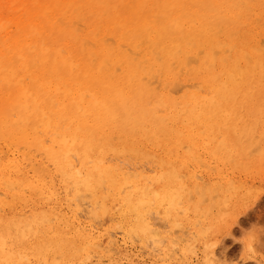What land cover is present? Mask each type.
<instances>
[{"label":"bare ground","instance_id":"1","mask_svg":"<svg viewBox=\"0 0 264 264\" xmlns=\"http://www.w3.org/2000/svg\"><path fill=\"white\" fill-rule=\"evenodd\" d=\"M262 144L264 0H0V264L222 262L189 198Z\"/></svg>","mask_w":264,"mask_h":264},{"label":"rangeland","instance_id":"2","mask_svg":"<svg viewBox=\"0 0 264 264\" xmlns=\"http://www.w3.org/2000/svg\"><path fill=\"white\" fill-rule=\"evenodd\" d=\"M262 149H264V144H262ZM252 155H254V153L250 156ZM208 157L206 158L207 161L211 162L210 166L205 168L202 165L199 166V164H196V169L201 171L202 168V171L214 176L217 174V168ZM126 159L129 163L138 162V158L135 156L127 155ZM153 162V160L150 161L151 165L154 166L155 164L156 166V163ZM222 168H224L227 173H230L231 164H226ZM189 169L193 170L192 167H189ZM232 181L233 187L236 188L234 195H238L239 198H241L240 203H234L236 197H233L230 201L227 200V203L222 205L219 198H204V200L202 197L204 200L203 202L201 198L192 195L189 198V203L190 205L198 206L197 208L202 210L199 212L201 213V217L190 215L189 220L181 222L183 223L182 226L185 229L190 228L199 233L200 238H197V242L194 244L192 243L193 245L191 247L192 251L196 252L195 255L197 254L201 258L205 245H209L211 249L217 248L214 249L217 250L216 258L219 259L220 257V259L222 258L221 261H223L220 262V260H215L212 264H264V175L261 176V172H254L246 175L234 174V179ZM197 182L202 185L204 184L198 177ZM202 187L206 189L205 185ZM223 192H226L225 189ZM213 195L214 194H210V196ZM200 201L202 203H199ZM210 204L212 210L209 209ZM224 213L227 215L225 216ZM178 218L180 220L183 219L182 216ZM157 220L156 224L160 222L161 224L163 223L164 226H167L166 221L159 220L158 218ZM218 223L222 225L221 230H217ZM198 225L200 227H198ZM161 226L163 227V225ZM118 227L119 223L116 219L112 222H108L104 226V228L110 231L119 233ZM201 232L205 235H202ZM132 241H134L137 246L147 243L145 241L141 243L139 240L138 243L135 239H132ZM145 245H148V243ZM218 254L219 257L217 256ZM90 256H93V253H90L89 257ZM89 257L86 258L88 260L84 259L85 261L83 260L80 264H99V260ZM154 258L157 257L155 256ZM143 259L147 262L150 260L146 254Z\"/></svg>","mask_w":264,"mask_h":264}]
</instances>
